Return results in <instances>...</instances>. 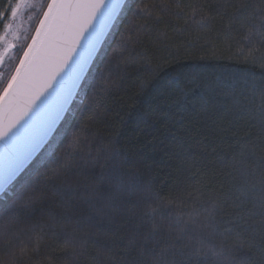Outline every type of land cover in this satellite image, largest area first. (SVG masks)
Segmentation results:
<instances>
[{
	"label": "trees",
	"instance_id": "obj_1",
	"mask_svg": "<svg viewBox=\"0 0 264 264\" xmlns=\"http://www.w3.org/2000/svg\"><path fill=\"white\" fill-rule=\"evenodd\" d=\"M127 2L132 10L138 5H148L151 15L145 14L138 20L139 31L131 34L132 44L123 50L117 48L119 32L106 41L103 48L106 54L96 60L91 73L94 87L88 89L83 103L77 98L73 105L75 118L61 126L50 150L53 155L49 157L46 151L17 185L19 188L35 184L43 193L34 219L41 218V211L62 213L61 197L53 189V183L59 181H49L45 173L56 168L72 129L84 120L89 125L84 128L87 140L77 147L76 162L67 172V179L78 193L72 197L71 210L80 219L81 231L89 233L90 240L106 243L117 254L126 248L138 223L133 216L139 211L134 207L137 196L126 188L130 177L136 178V189H143L151 181L152 188L163 197L188 200L186 210L191 211L195 196L222 202L232 186L233 157L249 140L257 145L264 143L261 133L264 114L258 111L260 100L254 94L264 82V48L256 44L250 51L245 47L247 31L237 22L238 14L233 19L231 7L238 0ZM177 4L182 9L179 19L173 15L178 11ZM7 7L8 0H0V11ZM131 14L128 11L124 16L121 31ZM201 17L207 18V28L192 23L193 18ZM185 20L189 21L188 25ZM178 28L184 31L178 32ZM3 29L0 23V34ZM241 48L243 55L239 52ZM109 60L119 64L112 75L104 71ZM159 66L166 69L162 79L154 88L141 93L140 84L151 79ZM253 87L256 89L252 90ZM89 105L92 111L86 113L84 110ZM89 116H92L90 124ZM112 145L119 150L116 160L123 173L120 177L112 170ZM103 148H109V156L100 154ZM189 192L194 194L192 199ZM84 193L92 198V206ZM11 198L8 197L9 202ZM110 206L115 211L103 215L101 210L108 211ZM231 213L232 209L226 207L224 219H235ZM224 226L235 228L231 223ZM43 227L39 252L29 251L25 259L32 258L28 264H63L62 243L53 237L49 225ZM31 247H35L34 242ZM135 254L133 250L131 255ZM51 257L57 259L52 261ZM79 261L112 264L106 254L97 256L95 244L83 249Z\"/></svg>",
	"mask_w": 264,
	"mask_h": 264
},
{
	"label": "snow or ice",
	"instance_id": "obj_2",
	"mask_svg": "<svg viewBox=\"0 0 264 264\" xmlns=\"http://www.w3.org/2000/svg\"><path fill=\"white\" fill-rule=\"evenodd\" d=\"M176 7L178 11L173 15L179 19L182 9L179 4ZM231 7L233 19L238 14L237 22L247 31L245 47L250 51L256 44L264 48V0H238ZM128 11L132 12L131 17L121 31L120 25ZM25 13H36L38 19L31 43L16 47L9 42V31L0 34V46H4L0 49V66H4L0 71V194H3L0 197L3 201L0 203V264H28L32 258L25 257L29 251L39 252L45 224L63 245V264H80L79 257L90 244H95L98 257L106 254L112 264H264V143L257 145L252 140L233 157L232 186L222 202L195 196L191 211H187L188 200L179 196L163 197L152 188L151 181L143 189H136V178L130 177L126 188L137 196L134 207L139 211L133 216L138 223L126 248L117 254L106 243L90 240L89 233L81 231L80 219L71 210L72 197L78 193L72 187L73 182L67 179V172L76 162L77 147L87 140L84 128L89 126L81 119L72 129L62 157L57 158L56 168L45 173L49 181H59L53 183V189L61 197L64 210L62 213L41 211V218L34 219L43 193L35 184L17 188L19 179L46 151L49 157L53 155L50 150L61 126L75 118L73 105L77 98L83 103L88 89L94 87L91 73L96 60L106 54L103 50L106 41L119 32L117 48L123 50L132 44L131 34L139 31L138 20L151 13L146 4L132 10L127 0H8L7 9L0 11V23L10 30L9 18L14 20ZM192 23L199 28L208 27L205 17L193 18ZM188 24L185 20V25ZM13 47L19 63L6 65L5 53ZM239 52L243 55L244 48ZM37 66L45 72L39 87L34 72ZM118 68V63L109 60L104 71L112 75ZM165 71L164 66H159L151 79L140 84V92L154 88ZM254 94L260 100L257 109L264 114V82ZM21 97L26 99L23 106ZM84 111L90 113L92 106ZM6 115L11 117L7 122ZM88 121L90 124L92 116ZM261 133L264 135V127ZM110 153L112 170L120 177L123 173L116 160L119 150L112 145ZM100 154L109 156V148L100 149ZM83 196L89 197L87 202L92 206L90 195ZM193 196L192 192L188 193L190 199ZM226 207L232 209L235 219H224ZM111 211H115L112 206L101 213L109 215ZM229 223L235 228L224 226ZM32 242L35 247L30 248ZM133 250L135 255H131ZM55 259L51 257L52 261Z\"/></svg>",
	"mask_w": 264,
	"mask_h": 264
},
{
	"label": "rangeland",
	"instance_id": "obj_3",
	"mask_svg": "<svg viewBox=\"0 0 264 264\" xmlns=\"http://www.w3.org/2000/svg\"><path fill=\"white\" fill-rule=\"evenodd\" d=\"M38 19L36 18V13H25L23 16L17 17L14 20L9 18L8 23H11L12 27L10 30L3 29L2 33L5 31H9V42L19 47L20 45L26 46L29 42L34 29L37 25ZM4 46H0L2 49ZM15 47V51H16ZM12 49H9L6 52L5 63L6 65L9 63L16 64L17 59H15L16 55H13ZM4 70V66H1L0 71Z\"/></svg>",
	"mask_w": 264,
	"mask_h": 264
},
{
	"label": "water",
	"instance_id": "obj_4",
	"mask_svg": "<svg viewBox=\"0 0 264 264\" xmlns=\"http://www.w3.org/2000/svg\"><path fill=\"white\" fill-rule=\"evenodd\" d=\"M38 26V25H37ZM35 35V31H34V34ZM32 41L30 40L29 43H31ZM55 43V41H53ZM34 72H35V75H36V86L39 87L40 83L42 82L43 78H44V75H45V72L42 68H40L39 66L35 67L34 68ZM26 103V99L24 97H21V106H23V104ZM11 117L6 115L5 116V122H7L8 119H10ZM2 194H0L1 196Z\"/></svg>",
	"mask_w": 264,
	"mask_h": 264
},
{
	"label": "flooded vegetation",
	"instance_id": "obj_5",
	"mask_svg": "<svg viewBox=\"0 0 264 264\" xmlns=\"http://www.w3.org/2000/svg\"><path fill=\"white\" fill-rule=\"evenodd\" d=\"M11 49L14 51V47H13V48H11ZM13 51H12V52H13ZM5 55H6V54H5Z\"/></svg>",
	"mask_w": 264,
	"mask_h": 264
}]
</instances>
